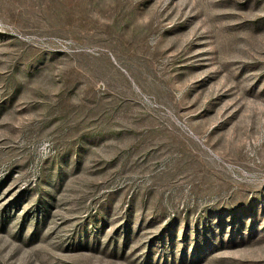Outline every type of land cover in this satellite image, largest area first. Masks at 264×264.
<instances>
[{
    "label": "rangeland",
    "instance_id": "1",
    "mask_svg": "<svg viewBox=\"0 0 264 264\" xmlns=\"http://www.w3.org/2000/svg\"><path fill=\"white\" fill-rule=\"evenodd\" d=\"M0 264H264V0H0Z\"/></svg>",
    "mask_w": 264,
    "mask_h": 264
}]
</instances>
